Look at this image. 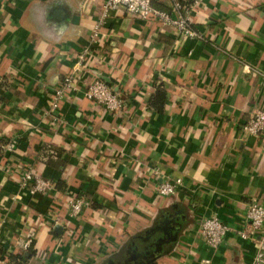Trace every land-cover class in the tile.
Here are the masks:
<instances>
[{
  "label": "crops",
  "instance_id": "0c3cea01",
  "mask_svg": "<svg viewBox=\"0 0 264 264\" xmlns=\"http://www.w3.org/2000/svg\"><path fill=\"white\" fill-rule=\"evenodd\" d=\"M102 3L0 0V264H145L132 251L140 240L158 253L172 241L156 264H251L257 245L236 231L250 203L264 207V135L240 126L264 108V0H199L191 12L199 38L153 16L114 11L99 22ZM86 47L77 72L121 95L117 114L81 94L50 109ZM157 86L159 113L148 106ZM49 146L62 150V166L40 159ZM26 166L52 189L22 190ZM176 178L174 196L156 195ZM72 196L88 202L75 219ZM209 217L233 229L216 250L198 231ZM28 235L31 251H22ZM22 252L25 261L8 259Z\"/></svg>",
  "mask_w": 264,
  "mask_h": 264
},
{
  "label": "built area",
  "instance_id": "2783aa9c",
  "mask_svg": "<svg viewBox=\"0 0 264 264\" xmlns=\"http://www.w3.org/2000/svg\"><path fill=\"white\" fill-rule=\"evenodd\" d=\"M172 14H168L156 9L153 0H102V9L99 22L103 21L112 12L120 11L130 17L140 20L148 19L150 16L156 18L163 25L173 28L177 34L183 38H199L200 34L193 28L191 23V12L199 3V0H191L186 4L179 0H169ZM98 26L95 27L90 41L94 44L98 37ZM90 54V47L84 48L78 56L74 73L63 78L60 84L53 89L50 97V109L55 111L68 95L81 94L95 105L102 107L106 112L117 114L124 106V100L120 94L114 91L104 81L99 78L87 80L83 75L78 74L84 57ZM243 134L251 136L264 135V108L254 110L240 126ZM14 147L13 143L5 146V151L10 153ZM20 172L18 185L29 195L44 194L52 189L50 181L40 175L35 174L31 168L18 169ZM182 184L181 179L172 181L164 180L156 187V195L160 197L174 196L178 187ZM88 202L82 198L72 196L67 201L68 216L72 219L79 217ZM246 228L236 231L242 240H251L256 243L257 250L253 256L251 264H264V207L252 202L245 211ZM199 235L204 240L206 246L216 250L222 245L225 236L233 229L222 223L216 217L205 218L199 223ZM32 243V237L27 236L21 244L22 251H27Z\"/></svg>",
  "mask_w": 264,
  "mask_h": 264
},
{
  "label": "trees",
  "instance_id": "16d2710c",
  "mask_svg": "<svg viewBox=\"0 0 264 264\" xmlns=\"http://www.w3.org/2000/svg\"><path fill=\"white\" fill-rule=\"evenodd\" d=\"M181 3L183 4H186L188 2H191V0H179ZM152 5L158 9V10H161L163 12H166L168 14H172V11H171V8L170 7H165L163 5H160L158 3L155 2V0H153L152 2ZM101 79V78H99ZM102 80V79H101ZM165 101V91L162 89L161 86H157L156 87V90L154 92V94L151 95L150 99H149V103H148V106L150 107V109L152 110H155L156 112H161L162 111V107H163V103ZM61 152L62 150H55L54 148L52 147H45L42 151H41V156H40V159H42V161H44L45 165H55L56 163V166H62V159H61ZM53 184H54V187L57 191H65L66 192V186L65 184L57 179L55 181H53ZM76 198H78V196H75ZM83 199V198H82ZM87 201V200H86ZM91 204V203H89ZM174 232V229L171 230V233ZM172 237V236H171ZM141 241V242H140ZM139 242V246L137 248H133V252L136 253V252H139L141 255H143L144 259H146V263L145 264H156L153 260V255L155 252H157V254L161 255L162 253L168 251V249L170 248V242H168V240H166L162 245H161V250L160 252L158 253V247L155 246V242L152 243V245L155 247V248H152L149 246V243H145L140 240ZM31 251V250H28V252ZM28 252L26 253H21L20 255H10L8 257V259L10 260V262H13L15 260H19V259H22V260H26L28 257H29V254ZM152 254V255H150ZM151 259H149V257H151Z\"/></svg>",
  "mask_w": 264,
  "mask_h": 264
}]
</instances>
